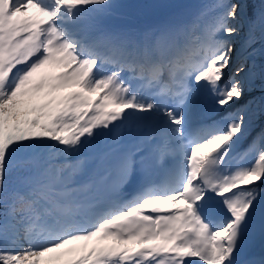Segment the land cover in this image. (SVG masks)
<instances>
[{"label":"snow or ice","instance_id":"obj_1","mask_svg":"<svg viewBox=\"0 0 264 264\" xmlns=\"http://www.w3.org/2000/svg\"><path fill=\"white\" fill-rule=\"evenodd\" d=\"M119 7L0 0V264H264V0Z\"/></svg>","mask_w":264,"mask_h":264},{"label":"trees","instance_id":"obj_2","mask_svg":"<svg viewBox=\"0 0 264 264\" xmlns=\"http://www.w3.org/2000/svg\"><path fill=\"white\" fill-rule=\"evenodd\" d=\"M214 0H137L134 3H128L127 0H117L120 7L118 12L123 14H112L113 21H121L125 24H133V20L144 21L146 19H154L156 16L168 14L167 20L177 18L187 20L189 13H183V9L193 3L205 4Z\"/></svg>","mask_w":264,"mask_h":264},{"label":"rangeland","instance_id":"obj_3","mask_svg":"<svg viewBox=\"0 0 264 264\" xmlns=\"http://www.w3.org/2000/svg\"><path fill=\"white\" fill-rule=\"evenodd\" d=\"M136 1L137 0H127L128 3H134ZM160 1H167V0H160ZM115 3H117V0H115ZM212 3H214V2L213 1L210 2L209 5H211ZM188 6H190V5H188ZM188 6L183 9V13H188L189 12ZM204 10H205V6L204 5H202V6L200 5L199 9L197 10V12L195 14H190L189 15V17H190L189 22H187V23H179L177 21H174V20H177V19H173L171 21H174V22L168 23V24H188V23L191 24L192 21H195L196 18L200 15V13L202 11H204ZM113 14L114 15H116V14L120 15V14H123V12H118V10H116ZM167 16H168V14L165 13V14H163L161 16H156V17H154V19H151V20H148V21H135L130 26L124 25L121 21H118V22L111 21V16L107 19L106 22L112 27L123 29V30L129 31V32H132V33H144V32L153 31V30L159 29V28H161V27H163L165 25H168V24L162 23V21H165ZM109 22L113 23L115 26L111 25ZM256 47L259 48L260 46L256 45ZM259 62H260V59L257 57L256 58V63L258 64ZM258 246H257V248H258ZM261 258H262V256L259 257V259H261Z\"/></svg>","mask_w":264,"mask_h":264},{"label":"bare ground","instance_id":"obj_4","mask_svg":"<svg viewBox=\"0 0 264 264\" xmlns=\"http://www.w3.org/2000/svg\"><path fill=\"white\" fill-rule=\"evenodd\" d=\"M193 22V21H192ZM189 24V23H188ZM257 251V257L255 258L256 260H259V257H264V248L261 246L256 250Z\"/></svg>","mask_w":264,"mask_h":264},{"label":"water","instance_id":"obj_5","mask_svg":"<svg viewBox=\"0 0 264 264\" xmlns=\"http://www.w3.org/2000/svg\"><path fill=\"white\" fill-rule=\"evenodd\" d=\"M190 9H191V13H194V12L197 11L198 7L197 6H192V7H190Z\"/></svg>","mask_w":264,"mask_h":264}]
</instances>
